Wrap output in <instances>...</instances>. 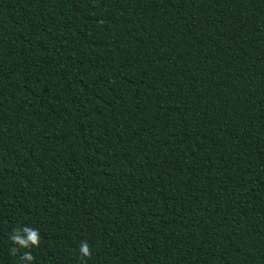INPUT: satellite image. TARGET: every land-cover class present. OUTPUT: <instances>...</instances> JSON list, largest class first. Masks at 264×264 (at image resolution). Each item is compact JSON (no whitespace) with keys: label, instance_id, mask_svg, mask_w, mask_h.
Instances as JSON below:
<instances>
[{"label":"trees","instance_id":"trees-1","mask_svg":"<svg viewBox=\"0 0 264 264\" xmlns=\"http://www.w3.org/2000/svg\"><path fill=\"white\" fill-rule=\"evenodd\" d=\"M0 264H264V0H0Z\"/></svg>","mask_w":264,"mask_h":264},{"label":"clouds","instance_id":"clouds-1","mask_svg":"<svg viewBox=\"0 0 264 264\" xmlns=\"http://www.w3.org/2000/svg\"><path fill=\"white\" fill-rule=\"evenodd\" d=\"M21 234L20 230H14V234L11 236L14 244L23 248L38 247L40 243V234L37 229L31 227H24ZM15 251V249H14ZM79 253L81 258L91 257L92 253L90 247L86 241H82L79 246ZM22 260L32 262L34 257L30 252H25L22 256Z\"/></svg>","mask_w":264,"mask_h":264}]
</instances>
